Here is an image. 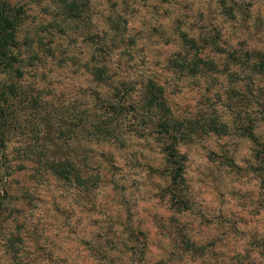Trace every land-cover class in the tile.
<instances>
[{
  "label": "clouds",
  "instance_id": "1",
  "mask_svg": "<svg viewBox=\"0 0 264 264\" xmlns=\"http://www.w3.org/2000/svg\"><path fill=\"white\" fill-rule=\"evenodd\" d=\"M22 4L0 264H264V0Z\"/></svg>",
  "mask_w": 264,
  "mask_h": 264
},
{
  "label": "trees",
  "instance_id": "2",
  "mask_svg": "<svg viewBox=\"0 0 264 264\" xmlns=\"http://www.w3.org/2000/svg\"><path fill=\"white\" fill-rule=\"evenodd\" d=\"M23 20L24 9L22 5L17 4L14 0H0V71L12 67V61L15 58L11 55V48L18 47V30ZM262 78H264V74H262ZM261 92V98L264 99V89ZM9 96L10 94L0 87V133L5 130L6 125L8 127L16 125V113ZM0 146H2V141H0ZM261 159L264 160V157ZM260 174L264 175V171ZM3 200L4 198H0V209L3 207ZM187 200L189 199L187 198Z\"/></svg>",
  "mask_w": 264,
  "mask_h": 264
},
{
  "label": "rangeland",
  "instance_id": "3",
  "mask_svg": "<svg viewBox=\"0 0 264 264\" xmlns=\"http://www.w3.org/2000/svg\"><path fill=\"white\" fill-rule=\"evenodd\" d=\"M14 1L17 4L23 6L22 0H14ZM241 2H242V0H241ZM23 9H24V6H23ZM238 11L239 12H243L244 17H245V21H247L248 12H247L246 7H244V8H238ZM233 19H234V17H233ZM26 20H27V16L24 13L23 23L21 24V26L19 27V30H18V39L19 40L20 39H24V40H27L28 39L27 32H26V29H25V22H26ZM242 27L244 28V31L245 32L248 31L247 26H246V23L244 25H242ZM249 39L252 40L253 43H256L257 41L264 42V20L260 19L259 17L256 19V21H255V31L253 33H250L249 34ZM186 196H187V198L189 200L192 199V196H191L190 193H186ZM3 202H4V200H3ZM2 206H3V204H2ZM261 210L264 211V207H262ZM173 214H175V213H173ZM199 220H200V217L199 216H196L193 219V221L190 224H188V226H187L188 228H186L185 231L202 230V228L204 227V225L199 224L198 223ZM168 228H169V231L172 232L173 236L176 239H179V237L177 236V234L175 232V225L169 223ZM176 251L179 253L181 251V249L179 247H177ZM203 251L205 252V254L208 257H210V258H217L216 257V252L214 250H210L208 248H205V249H203ZM184 255H185V264H190L189 257H190L191 254L190 253H184Z\"/></svg>",
  "mask_w": 264,
  "mask_h": 264
}]
</instances>
